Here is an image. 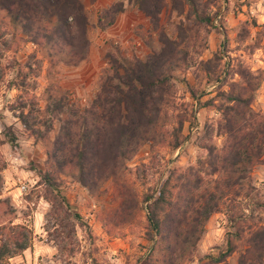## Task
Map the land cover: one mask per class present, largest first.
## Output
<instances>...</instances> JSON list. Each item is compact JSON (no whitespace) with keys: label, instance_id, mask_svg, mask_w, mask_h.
<instances>
[{"label":"trees","instance_id":"1","mask_svg":"<svg viewBox=\"0 0 264 264\" xmlns=\"http://www.w3.org/2000/svg\"><path fill=\"white\" fill-rule=\"evenodd\" d=\"M191 3L202 22L213 25L212 15L197 9L194 0ZM85 9L84 0H0V27L7 26L12 44L17 45L24 36L42 49L51 68L58 64L76 67L86 59L89 48ZM147 9L149 16L161 12L157 2ZM114 22L111 19L108 26ZM3 43L6 50H12V44ZM161 45L146 59H115L113 76L105 78L100 92L84 106L71 102L68 92L55 89L54 93L51 87L49 103L43 111L39 108L35 79L41 64L35 55L25 63L15 61L18 73L6 80L9 68L2 65L0 54V85L4 82L8 89L17 91L13 111L19 112L18 118L31 136L44 139L42 129L49 131L54 121H59L58 137L49 153L57 174L72 177L91 192L113 180L118 206L102 219L108 233L117 234V227L130 225L141 204L146 205L145 218L137 223L150 242L146 264H184L194 259L198 264H230L236 254V264H264V218L249 208L253 201L255 210L264 215V201L259 193L257 199L253 197L252 191L257 190L248 182L264 157V113L253 109L262 77L241 70L243 82L219 92L223 99L218 108L221 117L207 130L208 142L201 143L203 153L196 165L183 171L169 169L162 178L161 149L179 148L187 121L175 113L173 73L190 68L195 59L189 57L188 49L165 36ZM210 63L200 61L199 65L208 72ZM216 129L225 137L222 147L211 137ZM9 131L7 143L16 147L18 138ZM146 146L152 155L150 162L128 167ZM123 175L139 182L143 193L122 184L119 178ZM42 179L49 189L58 187L52 174L44 173ZM2 186L0 175V196ZM48 200L65 234L58 236L71 238V218L80 216L73 213L65 197L55 195ZM221 212L229 223L223 249L218 255L198 257L207 223ZM13 213L9 201L0 199V264H10L33 243V231L26 225H15Z\"/></svg>","mask_w":264,"mask_h":264},{"label":"rangeland","instance_id":"2","mask_svg":"<svg viewBox=\"0 0 264 264\" xmlns=\"http://www.w3.org/2000/svg\"><path fill=\"white\" fill-rule=\"evenodd\" d=\"M194 1L197 9L212 15L213 25L206 26L193 12L195 7L191 0H84L89 23V48L86 59L76 67L58 64L51 68L42 49L24 36L17 45L12 44L13 37L7 26L0 27V35H3L0 39L1 63L9 68L6 80L18 73L15 61L25 63L35 55L41 64V71L35 79L39 108L43 111L49 103L51 87L52 92L55 89L68 92L71 102L84 106L100 92L105 78L113 76L115 59L120 62L124 59H146L161 49L164 36L176 41L190 51L189 57L194 58L195 63L173 73L175 113L186 117L187 121L179 148H160L164 157L161 177L169 169L183 171L196 165L203 153L200 145L208 142L205 141L207 130L211 125L216 126L221 117L218 108L223 99L219 92L229 91L233 83L243 82L239 74L241 70L262 77L253 109L264 113V0ZM154 2L161 12L149 16L145 11ZM219 16L217 25L215 20ZM111 19L115 22L108 26ZM3 41L12 44L11 51L6 50ZM139 42L140 47L137 46ZM209 60L210 70L207 72L199 63ZM17 94L16 90L8 89L6 83L0 85V175L3 182L0 199L9 201L14 212V224L28 226L34 235L31 248L11 259L10 264H146L150 242L144 237L141 225L137 224L138 220L145 218L143 208L146 205L141 204L136 212L137 218L130 225L117 227V234L108 233L102 219L118 206L115 183L108 180L91 192L72 177L57 174L49 153L58 137L59 121L55 120L49 131L42 129L44 139L31 136L19 120V112L13 111ZM10 129L18 138L16 147L7 143L6 135ZM211 135L222 147L225 137L218 134L217 129ZM151 156L149 146H146L127 166L135 168L142 162L148 164ZM44 173L56 178L57 188H48L42 179ZM119 180L133 190L137 188L140 194L144 191L140 183L130 176L123 175ZM248 182L258 191H252L253 197L257 199L259 193L261 201H264V157L263 163L252 171ZM23 185L27 190L21 193ZM247 189L246 185L243 194ZM55 195L65 197L73 213L80 216L71 218L74 226L71 238L58 236L64 231L48 200ZM249 208L251 213L264 218L262 212L255 210L253 201ZM228 231L226 215L223 212L214 214L198 244V257L218 255L225 245ZM237 258L238 254L234 255L230 264H236ZM184 264H198V259Z\"/></svg>","mask_w":264,"mask_h":264},{"label":"built area","instance_id":"3","mask_svg":"<svg viewBox=\"0 0 264 264\" xmlns=\"http://www.w3.org/2000/svg\"><path fill=\"white\" fill-rule=\"evenodd\" d=\"M221 18V16H219L216 20H215V23L218 25V20ZM137 46L138 47H140L141 46V43L139 42V43H137ZM26 190H27V186H25V185H23L21 188H20V192L21 193H24V192H26Z\"/></svg>","mask_w":264,"mask_h":264}]
</instances>
